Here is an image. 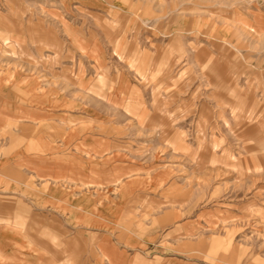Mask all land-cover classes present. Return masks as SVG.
<instances>
[{
    "label": "rangeland",
    "instance_id": "1",
    "mask_svg": "<svg viewBox=\"0 0 264 264\" xmlns=\"http://www.w3.org/2000/svg\"><path fill=\"white\" fill-rule=\"evenodd\" d=\"M117 244L264 264V0H0V264Z\"/></svg>",
    "mask_w": 264,
    "mask_h": 264
},
{
    "label": "crops",
    "instance_id": "2",
    "mask_svg": "<svg viewBox=\"0 0 264 264\" xmlns=\"http://www.w3.org/2000/svg\"><path fill=\"white\" fill-rule=\"evenodd\" d=\"M112 248L114 249V253H113L114 257L111 256L112 254L103 253L102 255L104 258L93 259V260L88 259V262L83 264H104V263L105 264H136L135 262L139 255L134 252H131L126 244H117L116 248H114L113 246ZM164 261L165 260L163 259L162 262L160 263L165 264ZM149 263H150L149 260H147L145 257L141 262V264H149Z\"/></svg>",
    "mask_w": 264,
    "mask_h": 264
}]
</instances>
